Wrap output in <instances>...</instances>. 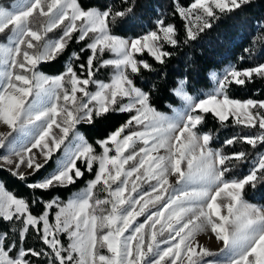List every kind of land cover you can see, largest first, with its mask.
I'll return each instance as SVG.
<instances>
[{
	"label": "rangeland",
	"instance_id": "rangeland-1",
	"mask_svg": "<svg viewBox=\"0 0 264 264\" xmlns=\"http://www.w3.org/2000/svg\"><path fill=\"white\" fill-rule=\"evenodd\" d=\"M245 1L196 0L179 13L193 37L194 12L208 15L212 8L227 10ZM60 26V35L51 38L50 32ZM74 31L79 40L90 39L92 56L109 53L101 63L112 69L107 82L91 74L79 78L70 67L57 76L35 70ZM160 33L171 42V27ZM155 38L152 33L141 39L110 36L104 14L82 11L72 0H0V167L16 177L28 176L61 149L54 168L35 184L46 188L80 177L77 159L87 168L94 161L98 166L84 188L63 203H48L40 216L31 215L0 183V215L20 220L22 236L29 227L35 229L58 264H264V210L238 196L253 174L238 184L221 183L217 155L206 148V136L193 132L196 117L190 114L209 111L219 120L232 116L264 127L250 112L256 105L264 110V104L226 99L222 80L231 72L226 68L210 74L213 88L202 99L188 95L181 83L175 90L180 106L169 115L156 113L123 74L124 66L135 68L133 52L146 50L160 58ZM20 44L24 50L16 64ZM112 108L132 111V117L99 142L103 152L94 159L75 127L90 122L92 113ZM98 185L107 202L90 201ZM22 255L8 257L0 240V264H27Z\"/></svg>",
	"mask_w": 264,
	"mask_h": 264
},
{
	"label": "trees",
	"instance_id": "trees-1",
	"mask_svg": "<svg viewBox=\"0 0 264 264\" xmlns=\"http://www.w3.org/2000/svg\"><path fill=\"white\" fill-rule=\"evenodd\" d=\"M80 10H95L104 14V25L110 36L123 39H141L148 33L156 35L155 46L160 53L156 59L146 50L132 53L135 68L124 66L127 81L146 97L147 104L156 112L169 115L181 102L175 90L183 83L188 95L202 99L213 88L210 74L226 68L231 72L222 80V94L226 99L251 101L264 104V0H248L240 5L220 10L212 8L210 14L196 11L192 19L196 24L195 36L189 37L185 19L179 13L196 0H72ZM31 17H28V26ZM163 27H171V42L160 33ZM61 26L50 32V37L60 35ZM74 31L55 56L35 67L37 72L49 76L61 75L67 67L79 78L89 74L97 81L107 82L112 69L101 63L109 57L104 52L92 56L89 38L79 40ZM24 50L19 45L16 64ZM15 64L11 75L16 72ZM262 67V68H260ZM259 68V69H258ZM257 69V70H254ZM249 72L248 75L245 72ZM66 86V83L63 84ZM62 97V93L58 94ZM257 119L264 122V110L259 105L250 109ZM196 117L193 132L206 135L205 146L217 155V169L222 183H241L253 174V179L242 183L238 196L245 203L264 210V127L258 123L245 125L232 116L219 120L209 111H190ZM132 111L112 108L97 114L92 113L90 122L79 123L80 132L89 145L94 159L102 155L99 142L107 139L119 128L126 126ZM61 149L34 173L16 177L0 167V183L4 190L21 199L27 211L40 216L46 205L54 200L65 202L73 193L95 178L97 162L89 168L79 159L75 167L80 177H74L67 185L38 187L41 180L54 166ZM108 199L100 185L93 188L91 202ZM55 208L50 207L48 220L53 223ZM21 221L6 220L0 215V240L8 257L15 259L22 252L27 264H58L50 255L49 248L41 241L39 233L29 227L21 235ZM64 242V237H60ZM66 246V244H65Z\"/></svg>",
	"mask_w": 264,
	"mask_h": 264
},
{
	"label": "crops",
	"instance_id": "crops-1",
	"mask_svg": "<svg viewBox=\"0 0 264 264\" xmlns=\"http://www.w3.org/2000/svg\"><path fill=\"white\" fill-rule=\"evenodd\" d=\"M40 73V72H39ZM42 74V73H41ZM42 75H44V76H49V75H45V74H42ZM201 136V135H200ZM204 136H206V135H204ZM216 168H217V166H216ZM218 170V169H217ZM219 173V172H218ZM221 181V180H220ZM221 183H222V181H221ZM224 184V183H223ZM243 201V200H242ZM244 202V201H243Z\"/></svg>",
	"mask_w": 264,
	"mask_h": 264
}]
</instances>
